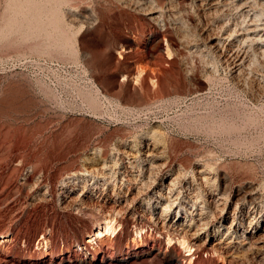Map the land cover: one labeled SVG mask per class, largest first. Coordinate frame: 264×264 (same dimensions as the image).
I'll return each mask as SVG.
<instances>
[{
	"label": "rangeland",
	"instance_id": "374dc122",
	"mask_svg": "<svg viewBox=\"0 0 264 264\" xmlns=\"http://www.w3.org/2000/svg\"><path fill=\"white\" fill-rule=\"evenodd\" d=\"M201 1L0 0V264H264V0Z\"/></svg>",
	"mask_w": 264,
	"mask_h": 264
},
{
	"label": "bare ground",
	"instance_id": "6f19581e",
	"mask_svg": "<svg viewBox=\"0 0 264 264\" xmlns=\"http://www.w3.org/2000/svg\"><path fill=\"white\" fill-rule=\"evenodd\" d=\"M68 1V0H67ZM111 1V0H110ZM117 1V0H116ZM120 1H122L123 3H125V4H127L128 6L130 5L131 7H133V8H135L136 10H138V11H141V12H144V13H146L147 15H149V18L150 19H156L157 20V17L159 16L158 15V13L160 12L161 13V8H163L164 6H165V3H166V1L167 0H120ZM170 0H168V2H169ZM204 3H213V4H217V3H219V2H222L221 3V5L223 4V3H225V1H228V0H202ZM201 1V2H202ZM231 1H233V2H235L234 4L235 5H238V6H240V7H242V4H240V2L239 1H241V0H231ZM64 2H66V0H10V2H9V5L10 6H12L13 7V9H15L17 12H18V9H20V8H23V7H28V8H32V7H36V8H39V10L40 9H43V8H45V9H50V10H52V11H55L56 13L58 12V11H60V9H61V5L62 4H64ZM244 2H246L247 3V1H244ZM170 3V2H169ZM227 3V2H226ZM242 3V2H241ZM122 4V3H121ZM202 4V3H201ZM220 4V3H219ZM233 4V3H232ZM244 4V3H243ZM203 5V4H202ZM201 5V6H202ZM231 5V4H230ZM229 5V6H230ZM208 6H210V4H208ZM224 6V5H223ZM225 6H228L227 4H225ZM237 6V7H238ZM12 7H10V8H12ZM63 7V6H62ZM166 7V6H165ZM170 7H172V6H170ZM215 7V6H214ZM213 7V8H214ZM236 7V8H237ZM132 8V9H133ZM217 8H219V7H217ZM235 8V7H234ZM29 9V10H30ZM33 9V8H32ZM215 9H216V7H215ZM247 9V8H246ZM38 10V11H39ZM44 10V9H43ZM42 10V11H43ZM49 10V11H50ZM250 10V9H249ZM8 11V10H7ZM20 11H22V10H20ZM19 11V12H20ZM25 11V10H24ZM37 11V10H36ZM44 11H46L47 12V10H44ZM51 11V12H52ZM93 11V10H92ZM23 12V11H22ZM25 12H27V11H25ZM25 12H24V14H25ZM30 12V11H29ZM28 12V13H29ZM103 12V11H102ZM245 12V11H244ZM248 12V11H247ZM3 13H4V11H3ZM12 13H13V11H12ZM16 13V12H15ZM34 13V12H33ZM37 13V12H36ZM39 13H41V12H39ZM48 13V12H47ZM46 13V14H47ZM50 13V12H49ZM59 13V12H58ZM7 14V13H6ZM11 14V13H10ZM42 14V13H41ZM45 13H44V15H46ZM50 14H52V13H50ZM54 14V13H53ZM89 14V13H88ZM244 14V13H243ZM246 14V13H245ZM5 15V14H4ZM13 15V14H12ZM11 15V16H12ZM15 15V14H14ZM27 15V14H26ZM26 15H24V18H25V16ZM34 15V14H33ZM84 15V14H83ZM90 15V14H89ZM89 15H84V19L82 20V19H80V20H82V21H84V22H87L88 24L91 22V19H92V17L91 16H89ZM158 15V16H157ZM10 16V17H11ZM16 16V15H15ZM41 16V15H40ZM48 16V15H47ZM13 17V16H12ZM19 17V16H18ZM32 17V16H31ZM30 17V18H31ZM43 17V16H42ZM59 17V16H58ZM160 17V16H159ZM3 18V17H2ZM36 18H37V16H36ZM55 18V17H54ZM60 18V17H59ZM11 19V18H10ZM9 19V20H10ZM14 19H15V17H14ZM21 19V18H20ZM39 19H40V17H39ZM47 19H48V17H47ZM58 19V18H57ZM61 19H63V18H61ZM17 20V19H16ZM24 20V19H23ZM34 20V19H33ZM44 20V19H43ZM46 20V19H45ZM52 20H53V18H52ZM79 20V21H80ZM20 21V20H19ZM28 21V20H27ZM31 22H32V20H30ZM37 21V20H36ZM40 21V20H39ZM47 21V20H46ZM54 21V20H53ZM60 21V20H59ZM15 22V21H14ZM13 22V23H14ZM44 22V21H43ZM49 22V24L51 23L50 22V20L48 21ZM55 22H57V21H55ZM93 22V21H92ZM41 23V22H40ZM54 23V22H53ZM60 23H61V21H60ZM83 23V22H82ZM55 24V23H54ZM57 24V23H56ZM62 24V23H61ZM61 24H60V27H61ZM41 25V24H40ZM91 25V24H90ZM249 25V24H248ZM256 25V24H255ZM53 26V25H52ZM63 26V25H62ZM247 26V25H246ZM7 27V26H6ZM55 27H56V25H55ZM58 27V26H57ZM256 27V26H255ZM11 28V27H10ZM59 28V27H58ZM63 28V27H62ZM61 28V29H62ZM67 28V27H66ZM64 29V28H63ZM61 30V32H66V30L64 31V30ZM249 29V28H248ZM247 29V27H246V29L245 30H248ZM251 29V28H250ZM54 30V29H53ZM59 30V29H58ZM57 30V31H58ZM68 31V30H67ZM242 32V31H241ZM246 33H247V31H246ZM250 33V32H249ZM62 34H64V33H62ZM61 34V35H62ZM66 34V33H65ZM163 35V34H162ZM161 35V36H162ZM166 35V34H165ZM242 35V34H241ZM249 36V35H248ZM56 37H58V36H56ZM55 37V38H56ZM64 37V36H63ZM162 37H164V35L162 36ZM165 37H167V36H165ZM60 38V37H59ZM158 38H160L159 36H157V38L155 39V40H157ZM245 39H247L246 37H244ZM250 38V37H249ZM66 39H67V37H66ZM245 39H244V43H246V41H245ZM240 40H241V38H240ZM250 40H252L251 38H250ZM250 40H249V42H250ZM57 41H58V39H57ZM63 42V41H62ZM243 42V41H242ZM59 43V42H58ZM241 43V42H240ZM243 43V44H244ZM60 44H62V43H60ZM56 45V44H55ZM54 45V46H55ZM66 45H69V44H66ZM169 45V44H168ZM59 47V46H58ZM170 46H167L166 48H167V54L169 55V56H171V51H170V48H169ZM65 48V47H64ZM47 50V49H46ZM46 50H44V51H46ZM240 53V52H239ZM239 53H237L236 55H237V57H238V59L240 60L241 58H243V57H241V56H239L238 54ZM245 53V52H244ZM243 54V53H242ZM243 55H245V54H243ZM236 58V57H235ZM242 60V59H241ZM239 64H241V63H239ZM144 71V70H143ZM141 73H142V71H140L139 73H138V77H141L140 75H141ZM137 74V73H136ZM138 79V78H137ZM136 79V80H137ZM140 79V78H139ZM138 79V80H139ZM171 203V202H170ZM170 208V205L168 206V205H166V206H163V211H162V213H161V216H160V218L162 217V216H164L165 215V211L166 210H168ZM113 216H111V217H100L99 219H98V221H97V226H96V229H95V231H94V233L90 236V238L91 239H89L88 240V242H95V243H98V241L99 240H103L105 237H107V236H115L117 233H118V227H117V225H116V223H115V219H114V217L112 218ZM142 233H143V231H142V228H140V229H138L137 231H136V236H139V237H142L143 235H142ZM170 234V233H169ZM168 238V243L170 244V245H174V240L176 239V241L178 242V244H179V246H181L182 247V249H184L187 253H188V255H190V257H188V258H182V261H185V262H189V264H192L193 262H194V249H193V247H194V244H196L195 242L194 243H192V242H190V241H188V239H186L185 238V235L184 236H181V237H179L178 236V238L177 237H173V236H171V235H169V237H167ZM78 249H80L81 251L84 249L81 245H78ZM184 251V252H185ZM181 258V257H180Z\"/></svg>",
	"mask_w": 264,
	"mask_h": 264
}]
</instances>
